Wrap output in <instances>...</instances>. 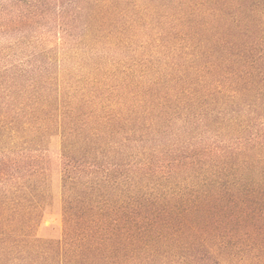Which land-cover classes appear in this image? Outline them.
<instances>
[{
    "label": "trees",
    "instance_id": "1",
    "mask_svg": "<svg viewBox=\"0 0 264 264\" xmlns=\"http://www.w3.org/2000/svg\"><path fill=\"white\" fill-rule=\"evenodd\" d=\"M173 10L108 30L145 37L111 68L0 71V264H264V0ZM52 134L60 238L39 235Z\"/></svg>",
    "mask_w": 264,
    "mask_h": 264
},
{
    "label": "rangeland",
    "instance_id": "2",
    "mask_svg": "<svg viewBox=\"0 0 264 264\" xmlns=\"http://www.w3.org/2000/svg\"><path fill=\"white\" fill-rule=\"evenodd\" d=\"M179 1L110 0L108 7H101V0H0V71L40 67L79 76L95 72L97 66L111 68L113 61L133 56V47L145 37L138 26L132 48L118 46L104 37L108 30H125L128 23L135 22L142 23L143 28L147 26L149 34L154 30L153 23L164 22V12L174 11ZM135 5L160 10V18H154L149 10L142 14ZM219 139L222 140L217 137L208 142ZM61 142L59 134H52L42 146L50 194L48 212L39 231L45 238L61 237Z\"/></svg>",
    "mask_w": 264,
    "mask_h": 264
}]
</instances>
